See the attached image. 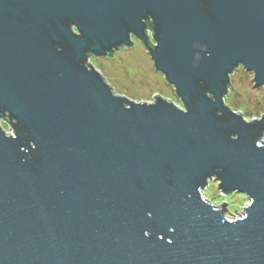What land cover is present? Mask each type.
Listing matches in <instances>:
<instances>
[{
	"label": "water",
	"instance_id": "water-1",
	"mask_svg": "<svg viewBox=\"0 0 264 264\" xmlns=\"http://www.w3.org/2000/svg\"><path fill=\"white\" fill-rule=\"evenodd\" d=\"M131 31L182 106L85 65ZM238 65L264 86V0H0V264H264V115L226 105Z\"/></svg>",
	"mask_w": 264,
	"mask_h": 264
},
{
	"label": "rangeland",
	"instance_id": "rangeland-1",
	"mask_svg": "<svg viewBox=\"0 0 264 264\" xmlns=\"http://www.w3.org/2000/svg\"><path fill=\"white\" fill-rule=\"evenodd\" d=\"M133 43V46L118 51L113 57L93 56L90 62L118 95L149 103L154 102L155 96H162L182 106L174 85L156 69L148 49L139 40ZM229 83L230 89L224 97L226 105L248 120L261 118L264 115V86H255L253 72L238 65ZM1 124L8 134H13L7 118L2 119ZM260 140H264V134ZM219 183L215 176L209 178L203 189L204 197L217 207L226 204L228 219L241 216L243 208L250 202L248 197L236 191L224 194Z\"/></svg>",
	"mask_w": 264,
	"mask_h": 264
},
{
	"label": "flooded vegetation",
	"instance_id": "flooded-vegetation-1",
	"mask_svg": "<svg viewBox=\"0 0 264 264\" xmlns=\"http://www.w3.org/2000/svg\"><path fill=\"white\" fill-rule=\"evenodd\" d=\"M152 19V17L150 16V15H148L147 17H145L144 19H143V21H144V23L146 24V28H145V31L149 34L148 35V38H149V41H150V38H151V40L153 41V43L155 44L156 42H155V38H154V35H153V33H152V29H150L149 27L150 26H147V22L148 21H150ZM71 28H72V30L73 31H75L76 33H80L78 30H77V28L75 27V25L74 24H72L71 23ZM130 38L132 39V44H130V45H125V44H121V45H119L118 47H113V50L112 51H108L107 53H106V55H100V56H110V57H113L118 51H120V50H122V49H124V48H129V47H131V46H133V41L134 40H139V41H141L143 44H144V46L147 48V46H146V44L140 39V38H138L132 31L130 32ZM148 49V48H147ZM149 51V50H148ZM150 54V53H149ZM93 56H98V57H100L99 55H96V54H93V53H88V57H87V59H86V63L89 65V66H94L91 62H90V58L91 57H93ZM151 56V55H150ZM152 58V57H151ZM7 120L8 121H10V117L8 116V114H7Z\"/></svg>",
	"mask_w": 264,
	"mask_h": 264
},
{
	"label": "trees",
	"instance_id": "trees-1",
	"mask_svg": "<svg viewBox=\"0 0 264 264\" xmlns=\"http://www.w3.org/2000/svg\"><path fill=\"white\" fill-rule=\"evenodd\" d=\"M147 26H150L149 28L150 29H152V33H153V35H155V31H154V29H155V24H154V21H153V19H151L150 21H148L147 22ZM148 34V33H147ZM149 35V34H148ZM149 44L152 46V47H154L155 46V44L153 43V41L151 40V38H150V41H149ZM91 52H89V54H90ZM85 65L87 66V67H90L86 62H85ZM236 69V68H235ZM234 69V70H235ZM234 70L231 72V73H229V75L231 76L232 75V73L234 72ZM230 83L227 85V89H228V91H229V89H230ZM210 95L211 96H213L211 93H210Z\"/></svg>",
	"mask_w": 264,
	"mask_h": 264
},
{
	"label": "built area",
	"instance_id": "built-area-1",
	"mask_svg": "<svg viewBox=\"0 0 264 264\" xmlns=\"http://www.w3.org/2000/svg\"><path fill=\"white\" fill-rule=\"evenodd\" d=\"M3 119H4V118H3ZM8 122H9V121H8ZM9 125H10V123H9ZM10 128H11V132H12V133H14V132H13V130H12V127H11V125H10Z\"/></svg>",
	"mask_w": 264,
	"mask_h": 264
}]
</instances>
